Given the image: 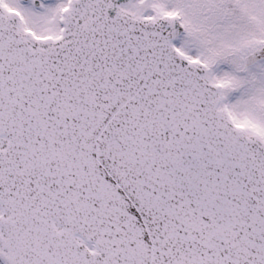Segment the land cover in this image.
Masks as SVG:
<instances>
[{
    "label": "water",
    "instance_id": "obj_1",
    "mask_svg": "<svg viewBox=\"0 0 264 264\" xmlns=\"http://www.w3.org/2000/svg\"><path fill=\"white\" fill-rule=\"evenodd\" d=\"M127 1L77 0L57 42L0 7L1 257L264 264V143L174 48L178 18Z\"/></svg>",
    "mask_w": 264,
    "mask_h": 264
},
{
    "label": "rangeland",
    "instance_id": "obj_2",
    "mask_svg": "<svg viewBox=\"0 0 264 264\" xmlns=\"http://www.w3.org/2000/svg\"><path fill=\"white\" fill-rule=\"evenodd\" d=\"M163 1L162 4L166 5L164 7L158 0H137L135 1V9L132 10H137V16L142 18H155L163 14L179 16L188 31L176 40L175 46L188 59L197 60L206 65L212 80L222 84L225 96L223 105L229 109L232 120L237 125L244 127L249 133L254 132L263 138L264 85L262 84L264 81L256 82L255 79H251V74L243 71V67L240 66L241 56L250 45L258 41V34L262 33L261 37L264 36V31L250 34L257 31L256 24L264 27L263 7L257 6V9H254L256 1L252 0H241L242 3L239 0H221L224 5L233 6L234 11L240 7L243 8L242 11H247L242 12L245 16L242 18H239L241 13L238 11H236L238 16L228 17L226 15L225 19H229V33H227L226 26L223 27L222 21H218V18L221 20L223 16L220 0ZM8 2L10 3L9 0ZM169 3L178 6L182 4L184 7L182 11L179 12L178 10L176 14L174 9L177 8L172 7V4ZM251 11H256V16L249 13ZM246 17L255 25L250 24ZM188 25L189 28H187ZM208 27L211 28V32H208ZM43 32L48 33V29L43 30ZM212 36H214L213 44L210 42Z\"/></svg>",
    "mask_w": 264,
    "mask_h": 264
},
{
    "label": "flooded vegetation",
    "instance_id": "obj_3",
    "mask_svg": "<svg viewBox=\"0 0 264 264\" xmlns=\"http://www.w3.org/2000/svg\"><path fill=\"white\" fill-rule=\"evenodd\" d=\"M69 1L70 0H14L15 4L32 20L36 30L41 33L42 37L49 39H57L60 36L62 30V12L69 5ZM130 8L132 9L133 6ZM45 29H48V33L43 32ZM257 39L258 41L254 42L253 45L247 49L245 55L264 48V36ZM245 55L241 57L243 71L250 73L251 79H255L256 82H263L264 60L256 63L249 69H245V62L243 61L246 57ZM0 264L2 263L0 262Z\"/></svg>",
    "mask_w": 264,
    "mask_h": 264
}]
</instances>
